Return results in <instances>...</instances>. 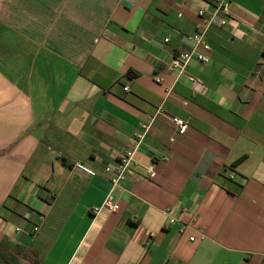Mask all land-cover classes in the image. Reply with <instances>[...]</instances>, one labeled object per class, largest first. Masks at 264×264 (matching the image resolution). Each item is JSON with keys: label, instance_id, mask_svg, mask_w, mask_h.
<instances>
[{"label": "crops", "instance_id": "1", "mask_svg": "<svg viewBox=\"0 0 264 264\" xmlns=\"http://www.w3.org/2000/svg\"><path fill=\"white\" fill-rule=\"evenodd\" d=\"M215 1L0 0V264H264V0L167 69Z\"/></svg>", "mask_w": 264, "mask_h": 264}, {"label": "built area", "instance_id": "2", "mask_svg": "<svg viewBox=\"0 0 264 264\" xmlns=\"http://www.w3.org/2000/svg\"><path fill=\"white\" fill-rule=\"evenodd\" d=\"M229 0H216L212 6L210 11H206L205 9H199L197 14L198 16H204L207 14V18L200 24V29L198 33L190 35L188 39L191 41V49L186 52H179L175 54L169 64L167 65V69L175 74V80H177L181 75L186 73L187 66L191 60H196L200 63L207 64L210 60L208 56V52L210 50L209 45L205 41V34L207 29L217 21L221 26L225 25L227 22V18L229 15ZM155 81L157 83L161 82L160 77H155ZM127 90V87L124 88ZM161 112L160 107L157 109L156 113L150 118V120L146 123H141L139 130L134 133V141L132 143L131 148L125 152L124 155L120 157V163L116 168L115 175L111 179V186L108 190L105 198L103 199L101 205L95 208V211H98L102 208H107L110 211H117L118 204L114 199V189L119 185L120 181L124 178V173L130 164L133 162L134 154L138 150L139 146L143 143L144 138L146 137L152 121L156 118V116ZM171 121L175 126V129L178 133L184 134L188 123L186 120L172 116ZM75 167L80 169L81 171L88 173L90 175H95V172L86 166L76 163ZM109 170V168H106ZM146 173L148 176H152L154 174V167L150 165L146 168ZM232 177V175L230 176ZM177 219L173 216H167V222L165 223V227H169L174 224ZM186 227L180 228V231L183 232ZM34 231L37 230V227L33 228ZM199 233V232H197ZM200 234V233H199ZM190 240H194V237L191 236Z\"/></svg>", "mask_w": 264, "mask_h": 264}, {"label": "rangeland", "instance_id": "3", "mask_svg": "<svg viewBox=\"0 0 264 264\" xmlns=\"http://www.w3.org/2000/svg\"><path fill=\"white\" fill-rule=\"evenodd\" d=\"M20 264H28L27 262H25V261H21V263ZM30 264V263H29Z\"/></svg>", "mask_w": 264, "mask_h": 264}]
</instances>
